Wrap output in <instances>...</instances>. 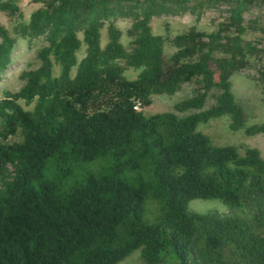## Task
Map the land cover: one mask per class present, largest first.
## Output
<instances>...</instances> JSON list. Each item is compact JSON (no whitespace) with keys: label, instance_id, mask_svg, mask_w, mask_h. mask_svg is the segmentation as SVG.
I'll list each match as a JSON object with an SVG mask.
<instances>
[{"label":"trees","instance_id":"obj_1","mask_svg":"<svg viewBox=\"0 0 264 264\" xmlns=\"http://www.w3.org/2000/svg\"><path fill=\"white\" fill-rule=\"evenodd\" d=\"M41 1L14 26L43 43L37 64L0 97V264H116L135 249L142 264H264V159L196 130L227 115L230 129L264 134L263 123L244 126L230 90L231 75L264 54L242 37L264 38V0ZM206 9L224 13L211 32H151V17ZM0 12L21 19L17 0H0ZM117 17L131 21L128 49ZM14 41L0 25V75ZM257 73L264 83V66ZM185 82L195 91L173 109L195 111H140ZM192 199L229 212L189 211Z\"/></svg>","mask_w":264,"mask_h":264},{"label":"rangeland","instance_id":"obj_2","mask_svg":"<svg viewBox=\"0 0 264 264\" xmlns=\"http://www.w3.org/2000/svg\"><path fill=\"white\" fill-rule=\"evenodd\" d=\"M17 6L21 13V19L15 15H8L0 12V25L6 28L12 37H14V46L11 52L10 63L4 73L0 75V97L4 90L16 91L22 81L18 74L26 69L34 68L37 64L35 52L43 44L40 40L32 41L27 44L23 39L17 36L14 26L18 20L26 22L32 11L42 6L41 0H17ZM222 8V6L220 7ZM224 13L215 9L204 10L198 18L193 14L184 12L179 15L151 17L149 26L153 34L172 37L175 34L186 32L190 28L201 31L211 32L215 30L216 24L223 18ZM246 17L251 15H245ZM130 19L127 17H117L112 21L113 25L119 30V40L125 49H128L130 37L126 30L130 26ZM264 24V22H263ZM245 40H250L258 47H264V38L258 31H247L242 36ZM106 26L100 30V44L106 42ZM174 48L165 41L163 54L168 57ZM83 53L81 46L77 56ZM264 66V54L259 59H253L252 62L242 69L235 72L230 77V90L241 106L244 113V126L251 124H264V86L258 76L257 70ZM126 78H133L136 74L131 68L123 71ZM264 84V83H263ZM195 91V85L191 82L182 83L177 91L171 95H152L151 103L148 106L140 107L144 114H151L162 111H172L177 116H183L195 110L175 111L173 105L185 98L190 97ZM217 90H211L205 97L203 108L213 104ZM25 107V106H24ZM29 107V106H27ZM25 107V108H27ZM137 108H139L137 106ZM230 120L227 115H221L208 119L204 123H199L196 130L205 134L210 142L214 145H232L236 147L239 153L247 147H254L259 151L260 156L264 159V134L247 135L242 127L232 130L229 128ZM187 210L192 212L206 213L215 212L224 215L229 212L228 208L218 199H192L187 203ZM116 264H142L139 250L135 249Z\"/></svg>","mask_w":264,"mask_h":264},{"label":"built area","instance_id":"obj_3","mask_svg":"<svg viewBox=\"0 0 264 264\" xmlns=\"http://www.w3.org/2000/svg\"><path fill=\"white\" fill-rule=\"evenodd\" d=\"M135 108L138 109L137 106H135Z\"/></svg>","mask_w":264,"mask_h":264}]
</instances>
